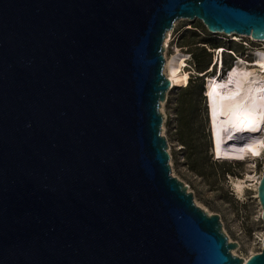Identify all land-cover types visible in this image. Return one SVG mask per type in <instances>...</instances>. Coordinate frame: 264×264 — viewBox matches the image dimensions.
Returning a JSON list of instances; mask_svg holds the SVG:
<instances>
[{
	"label": "water",
	"instance_id": "obj_1",
	"mask_svg": "<svg viewBox=\"0 0 264 264\" xmlns=\"http://www.w3.org/2000/svg\"><path fill=\"white\" fill-rule=\"evenodd\" d=\"M181 19L264 39V0H0V264H264L171 175Z\"/></svg>",
	"mask_w": 264,
	"mask_h": 264
},
{
	"label": "rangeland",
	"instance_id": "obj_2",
	"mask_svg": "<svg viewBox=\"0 0 264 264\" xmlns=\"http://www.w3.org/2000/svg\"><path fill=\"white\" fill-rule=\"evenodd\" d=\"M200 24L202 23L197 19L176 21L174 32L177 31L175 35H178V39L175 48H181V52L188 53L186 42L190 32L187 30L193 31L195 26H198L200 30ZM211 36H217L220 44H229L234 48L240 49L237 43H231L227 39H223L220 33ZM172 44L173 42H170L166 48L164 46V56H170L175 52ZM198 45H201V43H198ZM226 59L228 61V58ZM186 86L171 87L167 91L166 99L160 105L163 115L161 132L167 141L171 175L186 185L187 191L192 194L193 201L197 206L208 214H217L219 216L222 230L228 241L237 243V247L232 249L231 253L242 258H248L250 255L260 252L262 247L264 224L261 220V207L256 189L254 186L249 185L252 182H246L247 187L245 186L242 193H238L233 183H231V178H243L247 172L255 177L263 174L264 151L252 162L214 160L211 154V132L209 130L206 98L202 92L200 108L202 107L203 112L198 110L197 120L201 119L204 122L205 139L201 142L202 146L199 153L192 154L193 161H191L187 157V148L178 140L177 128L176 100L179 91L186 88ZM191 165L196 166L199 171H194Z\"/></svg>",
	"mask_w": 264,
	"mask_h": 264
},
{
	"label": "bare ground",
	"instance_id": "obj_3",
	"mask_svg": "<svg viewBox=\"0 0 264 264\" xmlns=\"http://www.w3.org/2000/svg\"><path fill=\"white\" fill-rule=\"evenodd\" d=\"M169 36L170 32L164 39L165 48ZM255 57L264 67V54L258 51ZM186 58V53L178 48L170 56L165 55L164 73L172 87H185L188 83V74L182 71ZM204 92L214 159L252 162L260 156L264 151V76L255 68L237 65L224 77L208 75ZM254 180L256 177L247 172L243 178H231V183L242 193L246 182L254 186ZM254 188L257 189V185Z\"/></svg>",
	"mask_w": 264,
	"mask_h": 264
},
{
	"label": "trees",
	"instance_id": "obj_4",
	"mask_svg": "<svg viewBox=\"0 0 264 264\" xmlns=\"http://www.w3.org/2000/svg\"><path fill=\"white\" fill-rule=\"evenodd\" d=\"M199 30L198 26H195ZM187 30L190 32L188 36L187 48L188 53L191 55L194 69L197 73H202L208 69L211 63V53L198 43H209L213 47L220 46L217 36L212 34L200 24V32L197 30ZM186 31V30H184ZM225 65L227 62L225 61ZM204 85V77L194 74L188 79V85L183 90H180L177 96V128L178 140L187 148V157L193 161L192 154L199 153L201 142L205 139L204 122L197 120L200 112H203L200 105L202 103V92ZM200 108V109H199ZM206 113V109H205ZM205 146V145H204ZM194 171H199L196 166L191 165Z\"/></svg>",
	"mask_w": 264,
	"mask_h": 264
},
{
	"label": "built area",
	"instance_id": "obj_5",
	"mask_svg": "<svg viewBox=\"0 0 264 264\" xmlns=\"http://www.w3.org/2000/svg\"><path fill=\"white\" fill-rule=\"evenodd\" d=\"M196 30L201 34V32L198 29ZM176 32H174V27H173V29L170 31V36L168 39V43L173 42L172 47L174 49H175L176 42L178 39V35H175ZM220 35H222L221 37L223 39H227V41L231 43H237L240 49L234 48L233 46H230L229 44L227 45L221 44L220 46H217V47H213L208 43L201 44L202 46L206 48L208 52L211 53V59H212L211 63L207 70H205L202 73H197L194 70V63H193L191 55L189 53H186L187 58L185 59V63L182 66V71H185L188 74V79L190 78V76L194 74H198L199 76L204 77L203 87L205 88V81L208 75L216 74V76H219L220 78L224 77L229 72V69H232L237 65L247 67V68H255L259 74L264 76V67L256 61V57H255V54L258 51L264 54V39L254 40L250 36L235 35V34H220ZM226 37H229V38H226ZM179 50H181V48H179ZM226 58H228V61ZM225 61L227 62V65H225ZM214 68L216 70L215 72H214ZM203 94L205 96L204 90H203ZM206 108L208 109L207 101H206ZM207 115H208V110H207ZM213 159H214V156H213ZM260 177H261L260 175H257L256 180L253 181L252 185L254 186L258 185Z\"/></svg>",
	"mask_w": 264,
	"mask_h": 264
}]
</instances>
